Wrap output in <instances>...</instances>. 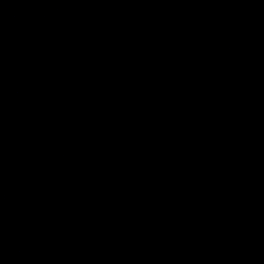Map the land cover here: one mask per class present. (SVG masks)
<instances>
[{
  "label": "water",
  "instance_id": "obj_1",
  "mask_svg": "<svg viewBox=\"0 0 264 264\" xmlns=\"http://www.w3.org/2000/svg\"><path fill=\"white\" fill-rule=\"evenodd\" d=\"M0 264H264V0H0Z\"/></svg>",
  "mask_w": 264,
  "mask_h": 264
}]
</instances>
